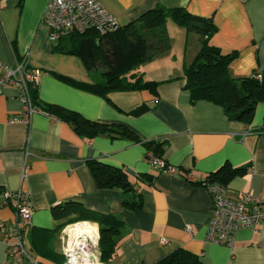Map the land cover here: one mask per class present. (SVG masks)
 Returning a JSON list of instances; mask_svg holds the SVG:
<instances>
[{
    "label": "crops",
    "instance_id": "crops-1",
    "mask_svg": "<svg viewBox=\"0 0 264 264\" xmlns=\"http://www.w3.org/2000/svg\"><path fill=\"white\" fill-rule=\"evenodd\" d=\"M99 1L120 25L157 6L184 7L195 16L212 19L217 32L209 44L224 55H235L230 75L243 78L264 72V0ZM47 5L48 0L0 1V64L14 67L27 58L30 67L41 73L37 103L76 112L99 124L125 127L133 136L80 135L70 123L49 114L34 115L28 124L14 122L22 119L24 107L14 87L4 88L0 189L30 198L33 214L31 226L25 228V247L31 256L39 264H63L61 232L87 210L92 216L119 219L128 231L109 264H157L178 249L197 255L203 264H264V221L257 232L240 229L233 248L208 242L212 196L187 179L189 174L204 179L225 166L243 168L226 184L228 196L264 197V102L250 125L230 120L212 102L193 103L184 74L200 52L201 41L192 32L186 35L185 55L172 54L173 41L168 52L142 66L145 78L159 83L156 94L145 89L102 97L75 88L58 76L86 84L91 82L89 73L79 57L60 52L68 38L51 42L43 24ZM148 144H153L152 150L161 145L157 157L178 168L179 174L155 169ZM91 161L124 170L134 184L128 195L141 196L142 207L130 211L123 204L127 194L122 190L99 188ZM93 218L79 222L99 231ZM15 223L16 199L0 197V227L11 229ZM162 239L169 243L162 244ZM10 263L0 232V264Z\"/></svg>",
    "mask_w": 264,
    "mask_h": 264
},
{
    "label": "trees",
    "instance_id": "trees-1",
    "mask_svg": "<svg viewBox=\"0 0 264 264\" xmlns=\"http://www.w3.org/2000/svg\"><path fill=\"white\" fill-rule=\"evenodd\" d=\"M169 20L187 32L197 33L200 37V52L193 63L185 69L184 74L185 88L190 92L191 101L212 102L221 106L230 120L252 124L258 105L264 102V72L257 71L252 76L242 79L233 78L230 75V66L235 55H224L209 44L211 37L217 32L213 20L195 16L184 7L167 9L157 6L136 21L120 25L116 32L100 34L90 31L68 37L69 41L60 46V52L79 57L89 73L91 82L82 84L62 76L58 77L75 88L102 97H107L112 92L145 89L156 94L159 83L147 80L141 68L171 49L167 31ZM259 72L262 79L258 78ZM36 94L37 89L33 90L32 95L40 108L49 115H55L70 123L80 135L94 137L106 133L112 138L133 136L125 127L99 124L85 119L76 112L37 103ZM261 132H264V126ZM134 140L138 141L137 138ZM152 147L153 144H148L149 150H152ZM162 149L161 145H156L151 154L157 157ZM89 166L99 188L122 190L127 194L123 204L130 211L142 207L141 196L128 195L133 192L134 184L130 182L124 170L97 161L89 162ZM243 171V168L225 166L193 183L205 188L212 184L225 187ZM89 217H94V221L99 225L102 264H109L117 254L122 237L128 231L119 219L107 215L92 216L87 210H83L69 223L89 220ZM157 264H203V262L197 255L185 249H178Z\"/></svg>",
    "mask_w": 264,
    "mask_h": 264
},
{
    "label": "built area",
    "instance_id": "built-area-1",
    "mask_svg": "<svg viewBox=\"0 0 264 264\" xmlns=\"http://www.w3.org/2000/svg\"><path fill=\"white\" fill-rule=\"evenodd\" d=\"M5 1V0H0ZM246 2L247 0H241ZM43 24L50 31V40L58 43L72 35L95 31L100 34L119 30L120 24L112 13L99 0H48L43 16ZM258 78L262 79L261 73ZM41 73L32 69L27 58L18 61L14 67L0 64V93L6 86H12L23 104L22 119L14 122L30 123L37 114L47 115L33 99V90L38 89ZM28 155V154H27ZM152 166L162 173L179 174V169L171 166L163 158L148 155ZM188 181L196 182L200 178L192 174ZM212 196V215L207 226V241L220 246L233 248L236 235L242 228H251L257 232L264 221V197H255L249 193L238 198L228 196L224 186L212 184L207 188ZM0 197L16 199V223L11 229L5 224L0 227L2 241L7 247L10 264H39L25 247V228L31 226L33 209L29 196L22 192L12 194L0 189ZM191 231V228H187ZM61 239L65 244L63 264H102L100 234L98 229L88 222H77L64 228ZM166 245L169 240L162 239Z\"/></svg>",
    "mask_w": 264,
    "mask_h": 264
},
{
    "label": "rangeland",
    "instance_id": "rangeland-1",
    "mask_svg": "<svg viewBox=\"0 0 264 264\" xmlns=\"http://www.w3.org/2000/svg\"><path fill=\"white\" fill-rule=\"evenodd\" d=\"M167 31H168V36H169V39H170V44L172 45L171 42L174 41L173 42L174 43L173 44V47H174L173 50H174V52H172V54L177 55L178 57H181V56L185 55V49H184V47H185V44H186L187 30H185L184 28L179 27L176 23H174L173 21L169 20L167 22ZM191 32L192 33H195L193 31H190V33ZM195 34H197V33H195ZM191 48L189 47L188 54H191V52H190ZM196 56H197V54L195 55V57ZM243 78H246V77H243ZM237 79H242V78H237Z\"/></svg>",
    "mask_w": 264,
    "mask_h": 264
}]
</instances>
